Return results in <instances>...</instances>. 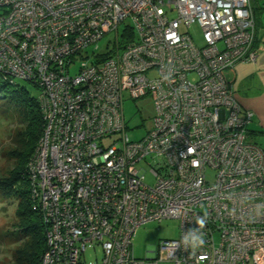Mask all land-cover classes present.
Here are the masks:
<instances>
[{
	"label": "built area",
	"instance_id": "obj_1",
	"mask_svg": "<svg viewBox=\"0 0 264 264\" xmlns=\"http://www.w3.org/2000/svg\"><path fill=\"white\" fill-rule=\"evenodd\" d=\"M254 40L251 0H0V75L40 92L27 177L41 264H83L87 246L94 264H264V150L225 78L255 63ZM146 96L152 124L134 141L123 103ZM205 213V244L186 246ZM164 220L178 238L136 258V231Z\"/></svg>",
	"mask_w": 264,
	"mask_h": 264
},
{
	"label": "rangeland",
	"instance_id": "obj_2",
	"mask_svg": "<svg viewBox=\"0 0 264 264\" xmlns=\"http://www.w3.org/2000/svg\"><path fill=\"white\" fill-rule=\"evenodd\" d=\"M123 26L119 27L120 34ZM192 42L196 47H202L204 42L201 29L192 25L188 30ZM115 35L105 36L99 42V53L106 52V45L114 39ZM91 51V48L88 49ZM154 73L150 74L153 77ZM14 86L23 88L31 98L39 97V89L32 83L12 77ZM11 88V87H10ZM11 90V89H10ZM123 113L129 128L130 138L134 141L142 139L152 124L154 116L153 102L149 96L137 100H125ZM25 121L22 117L20 103L13 98L12 94L6 95L0 92V178H5L14 167V162L7 155L15 148L13 140L24 131ZM145 170V183L152 185L154 182L150 174V168L142 164L139 166ZM210 178L212 174H209ZM18 203L12 197L0 194V264H11L13 254L25 240L21 231L20 220L16 218ZM179 236V223L175 220L162 222H149L139 227L132 239L133 254L138 259L146 257V251L155 247L161 240L177 239ZM102 252L98 246H87L81 256L83 264H94L100 261Z\"/></svg>",
	"mask_w": 264,
	"mask_h": 264
},
{
	"label": "trees",
	"instance_id": "obj_3",
	"mask_svg": "<svg viewBox=\"0 0 264 264\" xmlns=\"http://www.w3.org/2000/svg\"><path fill=\"white\" fill-rule=\"evenodd\" d=\"M0 92L12 94L20 103L25 121L24 131L13 140L14 150L7 154L13 160L14 167L5 178H0V194L12 197L18 203L16 218L20 220L25 238L13 254L11 264H41L40 259L46 248L45 227L29 197L27 165L33 158L44 122L37 99L31 98L25 89L10 83V78L5 79L0 75Z\"/></svg>",
	"mask_w": 264,
	"mask_h": 264
},
{
	"label": "crops",
	"instance_id": "obj_4",
	"mask_svg": "<svg viewBox=\"0 0 264 264\" xmlns=\"http://www.w3.org/2000/svg\"><path fill=\"white\" fill-rule=\"evenodd\" d=\"M255 23V63H238L225 73L242 108L252 114L247 139L264 150V0H251Z\"/></svg>",
	"mask_w": 264,
	"mask_h": 264
},
{
	"label": "clouds",
	"instance_id": "obj_5",
	"mask_svg": "<svg viewBox=\"0 0 264 264\" xmlns=\"http://www.w3.org/2000/svg\"><path fill=\"white\" fill-rule=\"evenodd\" d=\"M191 151V150H190ZM207 223V214L200 216L196 220L198 228L190 229L186 232L183 237L186 246H191L193 248L202 247L205 244V233L200 231L205 227Z\"/></svg>",
	"mask_w": 264,
	"mask_h": 264
}]
</instances>
